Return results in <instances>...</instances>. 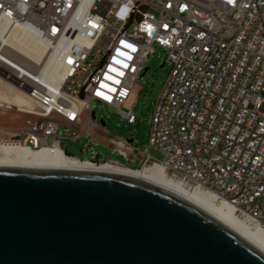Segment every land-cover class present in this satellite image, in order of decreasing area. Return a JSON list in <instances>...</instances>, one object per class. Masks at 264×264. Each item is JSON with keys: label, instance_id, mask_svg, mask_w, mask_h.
Masks as SVG:
<instances>
[{"label": "built area", "instance_id": "1", "mask_svg": "<svg viewBox=\"0 0 264 264\" xmlns=\"http://www.w3.org/2000/svg\"><path fill=\"white\" fill-rule=\"evenodd\" d=\"M0 19L44 40L62 70L55 83L41 77L43 66L8 56L0 63V76L38 109L20 131L0 129V146L123 165L99 162L98 151L95 161L80 160L63 140L88 133L95 102L135 124L137 79L158 45L170 72L154 103L149 148L163 158L139 150L133 136L109 145L130 163L139 153L134 169L161 165L264 231V0H0Z\"/></svg>", "mask_w": 264, "mask_h": 264}, {"label": "water", "instance_id": "2", "mask_svg": "<svg viewBox=\"0 0 264 264\" xmlns=\"http://www.w3.org/2000/svg\"><path fill=\"white\" fill-rule=\"evenodd\" d=\"M0 264H264V248L191 197L98 161L0 164Z\"/></svg>", "mask_w": 264, "mask_h": 264}, {"label": "bare ground", "instance_id": "3", "mask_svg": "<svg viewBox=\"0 0 264 264\" xmlns=\"http://www.w3.org/2000/svg\"><path fill=\"white\" fill-rule=\"evenodd\" d=\"M50 55L49 47L44 40L29 33L21 25L12 26L8 21L0 19V63H5L4 60L8 59V56L33 68L36 65L43 66L41 77L59 83L62 80V70L52 62ZM6 104L16 107L24 114H33L38 111L28 93L20 91L15 83L0 76V106L5 107ZM0 164L82 169H96L97 166L67 157L59 148L29 149L19 145L0 146ZM98 167L99 170L139 177L179 191L229 221L264 248V231L252 220L239 217L229 202L219 201L213 193L200 187H190L183 181L170 177L161 165L151 164L141 169H134L106 163L98 164Z\"/></svg>", "mask_w": 264, "mask_h": 264}, {"label": "rangeland", "instance_id": "4", "mask_svg": "<svg viewBox=\"0 0 264 264\" xmlns=\"http://www.w3.org/2000/svg\"><path fill=\"white\" fill-rule=\"evenodd\" d=\"M166 50L158 45H154V52L148 56L145 68H148L144 75L137 79V99L133 111L136 123L131 124L118 112L116 108L101 105L95 102L92 111L95 112L93 123L88 128V133L83 134L79 140H63V147L67 152L80 160H96V152H99V162L106 160L117 161L131 168L141 166L142 156L135 153L134 163H130L123 156L113 151L110 146V139L126 140L132 136L135 138L134 144L139 150L149 148L150 131L152 125V113L154 103L161 93L170 72V66L166 62ZM145 104L144 108L141 105ZM127 110L126 108H124ZM36 116L24 114L18 110H7L0 106V129L4 133H16L26 126L28 121H33ZM105 122L103 126L101 121ZM93 141L91 144L90 142ZM149 152L157 159H162L163 155L150 147Z\"/></svg>", "mask_w": 264, "mask_h": 264}, {"label": "snow or ice", "instance_id": "5", "mask_svg": "<svg viewBox=\"0 0 264 264\" xmlns=\"http://www.w3.org/2000/svg\"><path fill=\"white\" fill-rule=\"evenodd\" d=\"M232 2V0H229V3H231ZM53 31H55V29H53ZM123 43V42H122ZM128 47H131V45H128ZM99 94V93H98ZM122 94H124V93H122Z\"/></svg>", "mask_w": 264, "mask_h": 264}]
</instances>
